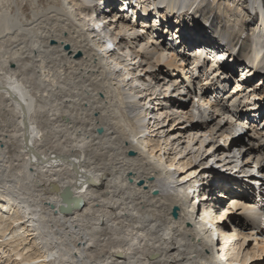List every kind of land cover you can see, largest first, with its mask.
I'll list each match as a JSON object with an SVG mask.
<instances>
[{"label":"bare ground","instance_id":"bare-ground-1","mask_svg":"<svg viewBox=\"0 0 264 264\" xmlns=\"http://www.w3.org/2000/svg\"><path fill=\"white\" fill-rule=\"evenodd\" d=\"M32 1L0 14V264H264V0Z\"/></svg>","mask_w":264,"mask_h":264},{"label":"rangeland","instance_id":"rangeland-1","mask_svg":"<svg viewBox=\"0 0 264 264\" xmlns=\"http://www.w3.org/2000/svg\"><path fill=\"white\" fill-rule=\"evenodd\" d=\"M8 1V2H7ZM31 1V3L33 2L32 0H30ZM29 0H2V2L0 1V14L1 13H7L8 14V16H10V17H12V18H15V17H17L18 18V16H19V20H20V22H21V24L23 25V24H27V23H30V20L31 19H34V17H32V14L31 13H33V9L37 6V4H29V2H30ZM34 2H36L35 0H34ZM38 2V1H37ZM6 3V4H5ZM8 3V4H7ZM39 3H41V1L39 2ZM3 4V5H2ZM33 5V6H32ZM36 5V6H35ZM20 8H19V7ZM28 6V7H27ZM41 6L43 7H45V3H42L41 4ZM32 8V9H31ZM21 9V10H20ZM28 9V10H27ZM30 9V10H29ZM24 12H23V11ZM25 14L24 16H23V13ZM127 12H129V9H128V7H126V9L124 10V14H126ZM108 14H112L110 11H108ZM114 14H112V16H113ZM27 17V18H26ZM10 21V20H9ZM141 25V24H140ZM15 29H12V31H14ZM147 36H148V38L150 37L149 36V34H146ZM232 71H234V69L232 70ZM235 73H237V70L235 69V71H234ZM241 75V71H239L238 72V76H240ZM194 79V82H195V84L197 83L196 82V79L195 78H193ZM261 82V79L260 80H258V79H256L255 80V82L253 83V85L254 86H259V87H262V86H264L262 83L261 84H259ZM224 85L227 87V83L226 82H224ZM223 85V87H225ZM234 87H235V84H233V82H231L230 83V86H228V90L230 89V92L234 89ZM227 90V91H228ZM226 91V92H227ZM262 117H263V120H262V123H263V125H264V112H262ZM259 116V115H258ZM0 119H2L1 117H0ZM246 119V120H245ZM243 121H248L247 120V117H244L243 118ZM2 122V121H1ZM250 122H251V120H250ZM253 122L254 123H256V119L255 120H253ZM252 124V123H251ZM262 125V129H264V126ZM264 145V144H263ZM259 146H261L262 147V149H263V146L261 145V144H259ZM242 160H246L245 159V157H243L242 158ZM224 163V162H223ZM212 164H214L213 165V168L214 169H216V170H218V169H223V167H224V164H222V163H220V164H218V162H215V163H212ZM242 167V166H241ZM226 169V168H225ZM227 170V169H226ZM225 170V171H226ZM230 170L231 169H229V170H227V171H229L230 172ZM232 170H233V168H232ZM236 170V171H235ZM235 170H233V171H235V172H238V173H240V172H242V170L240 169V168H236ZM234 173V172H233ZM181 175H185V173H182ZM253 182H256L255 180H252ZM256 186H260L261 184H260V182H256V184H255ZM264 187V186H263ZM226 198H227V196H223L222 197V203H223V205H222V207H224L226 204L224 203V201L226 200ZM192 200H195V198H193ZM249 201V200H248ZM193 202V201H192ZM195 202H197V200H195ZM243 221V220H242ZM47 233V232H46ZM34 241H35V239H33V240H26V241H24V242H26L27 243V245H29L30 247H31V251L32 252H35L36 250H37V247H36V245H35V243H34ZM8 249V247H6V250ZM8 253H9V251H8ZM6 256H8V255H6ZM38 261V260H37Z\"/></svg>","mask_w":264,"mask_h":264},{"label":"water","instance_id":"water-1","mask_svg":"<svg viewBox=\"0 0 264 264\" xmlns=\"http://www.w3.org/2000/svg\"><path fill=\"white\" fill-rule=\"evenodd\" d=\"M62 199L65 204L62 206V210L64 212H70L73 209V207H79L81 203L80 200H78V198L72 196L71 191H67L66 193H64L62 195ZM174 214L176 215V210Z\"/></svg>","mask_w":264,"mask_h":264}]
</instances>
